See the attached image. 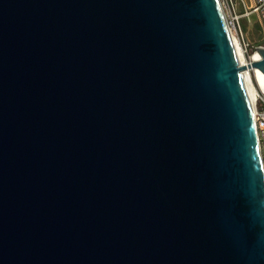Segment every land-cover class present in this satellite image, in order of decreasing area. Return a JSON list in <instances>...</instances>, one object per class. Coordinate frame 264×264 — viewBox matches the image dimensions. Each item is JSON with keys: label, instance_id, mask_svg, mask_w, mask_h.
Here are the masks:
<instances>
[{"label": "water", "instance_id": "obj_1", "mask_svg": "<svg viewBox=\"0 0 264 264\" xmlns=\"http://www.w3.org/2000/svg\"><path fill=\"white\" fill-rule=\"evenodd\" d=\"M219 0H0V264H264V172Z\"/></svg>", "mask_w": 264, "mask_h": 264}, {"label": "built area", "instance_id": "obj_2", "mask_svg": "<svg viewBox=\"0 0 264 264\" xmlns=\"http://www.w3.org/2000/svg\"><path fill=\"white\" fill-rule=\"evenodd\" d=\"M220 5L225 17L227 27L232 29L237 37V40L244 51L247 43L243 37V30L241 27V19L243 16H249L250 14H255L257 20L260 24L262 31L263 44L260 45L264 47V0H219ZM253 54H257L258 60L261 56L257 50V47ZM248 55L247 60L253 56ZM252 114L255 124V130L258 140V147L260 153V159L264 172V89L256 90L255 99L252 105Z\"/></svg>", "mask_w": 264, "mask_h": 264}, {"label": "bare ground", "instance_id": "obj_3", "mask_svg": "<svg viewBox=\"0 0 264 264\" xmlns=\"http://www.w3.org/2000/svg\"><path fill=\"white\" fill-rule=\"evenodd\" d=\"M229 29V28H228ZM230 30V29H229ZM230 32V31H229ZM232 42L234 45V51L236 54L237 59L239 60V64H247L252 61L258 60L257 54H253V56L250 58V61H248L245 58L244 51L242 50L236 35L234 36L230 32ZM243 79L245 83L246 92L249 97V101L251 103V106L253 105V101L255 99V93L256 90L264 89V75L263 73L256 67H248L245 70H243ZM254 79V81H253Z\"/></svg>", "mask_w": 264, "mask_h": 264}, {"label": "rangeland", "instance_id": "obj_4", "mask_svg": "<svg viewBox=\"0 0 264 264\" xmlns=\"http://www.w3.org/2000/svg\"><path fill=\"white\" fill-rule=\"evenodd\" d=\"M241 27L243 30V37L247 43L245 50V58H247L248 55H252L254 53L256 46L263 44L262 31L255 14H250L248 17L243 16L241 19ZM229 31L233 35L235 34L232 29Z\"/></svg>", "mask_w": 264, "mask_h": 264}]
</instances>
